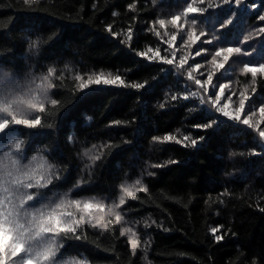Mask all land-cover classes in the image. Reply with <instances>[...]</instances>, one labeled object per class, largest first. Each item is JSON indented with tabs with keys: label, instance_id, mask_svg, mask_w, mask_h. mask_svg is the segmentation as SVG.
<instances>
[{
	"label": "trees",
	"instance_id": "obj_1",
	"mask_svg": "<svg viewBox=\"0 0 264 264\" xmlns=\"http://www.w3.org/2000/svg\"><path fill=\"white\" fill-rule=\"evenodd\" d=\"M160 1L0 0V71L23 82L30 73L39 78L55 69L45 86L53 85L47 95L59 105L46 103L43 113L18 108L25 112L18 118L39 116L52 127L16 126L14 136H0V153L20 139L25 143L18 167L52 175V183L39 190L42 198L29 202L31 208L72 213L64 217L69 225L84 216L75 234L81 239L71 233L56 238V264H264V146L247 127L186 95L166 64L136 54L157 48L150 29ZM262 5L264 0H244L231 10L224 5L232 32L240 34L241 24L264 28L258 18ZM129 27L131 43H120ZM30 40L38 46L29 49ZM101 72L120 75L126 84L148 85L79 90L76 75L86 80ZM254 85L264 96V77L257 76ZM213 121V127H197ZM169 134L180 142L152 139ZM96 156L101 158L93 162ZM11 159L0 155V173L12 168ZM85 203L93 207L86 209ZM97 203L104 204L102 212ZM107 203L119 207L128 227L116 222L114 211L103 216ZM89 217L92 223L103 217L107 230L91 227ZM213 228L219 231L213 234ZM136 234L141 239L133 254L130 237ZM216 235L223 239L216 241Z\"/></svg>",
	"mask_w": 264,
	"mask_h": 264
},
{
	"label": "snow or ice",
	"instance_id": "obj_2",
	"mask_svg": "<svg viewBox=\"0 0 264 264\" xmlns=\"http://www.w3.org/2000/svg\"><path fill=\"white\" fill-rule=\"evenodd\" d=\"M25 2H29V0H25ZM204 0H201L203 3ZM243 0H222V4H228L229 10L234 5H241ZM264 6V5H262ZM129 9L135 7L134 4L128 5ZM209 8L213 7L212 4L208 5ZM251 7L255 8L256 5L253 4ZM207 11L204 7H193L191 3L187 4V7L184 9V16L187 17L189 13L203 14ZM115 15V13H114ZM260 21H264V15H260ZM180 20V16L173 15L171 17V23L173 26L176 25V22ZM197 19L193 18L191 20L192 25L197 24ZM159 25H165V20L160 19L156 21ZM232 23V20L229 19L224 23L219 25L220 29L226 28L229 24ZM154 30V25L153 29ZM107 31L111 34V36L116 37L118 33L112 31V25L107 26ZM179 32V29H178ZM260 33H264V28L259 29ZM195 29L189 31L187 33V43L188 41L191 44H196L200 37L205 35L204 32H201L199 36L195 35ZM159 33H157L158 35ZM55 39V37H52ZM133 39V29L129 27L126 33V40L120 41V43L130 44ZM177 39V34L173 33L171 40L175 41ZM210 43V42H209ZM38 46V41L30 40L28 43L29 49L36 48ZM240 47H221L218 48L215 53L212 55L211 63L218 69L224 67V63L227 62L234 53H241ZM151 49L147 51H142L136 53L141 58H146L148 61H163L166 64L173 65V59H168V57L160 56L159 49L152 55H149ZM176 53L173 52L172 56L175 57ZM197 56L201 55L200 52L196 53ZM223 57L222 61L217 64V58ZM188 57L182 56L180 58V63L175 65L177 68H183L185 63L187 62ZM253 62L249 61L244 64L243 72L251 73L253 78V83H255L257 74L264 75V63H259L255 66ZM202 66L200 64L194 65L195 69H199ZM55 74L54 68L48 69V75L42 77H36L31 73L28 77L25 78L23 82L19 81L15 76L11 73L0 71V136L10 137L16 134V126H23L24 128L34 129L41 127H49L52 125H44L39 116L35 118H18V116H24L25 112L18 111V108H23L25 111H35L39 110L41 113L45 112V104L49 103L52 106H58L59 101L56 99H50L47 95L48 89L52 88L53 85L50 83L45 86V82L50 80ZM187 78L189 80H194V83L199 86L205 93L208 91L206 86H211L214 91L215 100H212L211 97H208V100L205 101L201 98V104L210 103V110L214 109L215 112L222 114L223 117L229 118L232 121H236L242 123L243 125L253 126L252 121L248 116H245L241 119V113L245 110L246 101L251 98L245 95L244 92H240L239 98V107L235 110V112L228 111V103H224L223 106H219V102L221 101L222 96L225 93L226 86L219 85V92H215V87L212 83L213 73H207L206 80L195 79L192 75V70L190 69L187 73ZM37 79L41 80L40 84H35ZM60 79V77H57ZM75 79L79 81V90L81 92L88 90L91 91L93 86H110V87H131L133 89H145L148 85V82L144 83H132L126 84L125 80L120 76L116 75L114 78H104L103 72L98 75H89L87 80H84L80 75H76ZM253 92L256 90L253 89ZM193 96L196 93H192ZM29 97V99H25V97ZM39 98V103L32 102L33 99ZM189 97L184 96L183 99H188ZM173 100L177 99L176 96L172 97ZM228 100H232V96L227 97ZM163 107V105H161ZM259 112L261 113L262 119H264V105L259 108ZM254 115V112L251 113ZM114 124H119V121L113 122ZM217 122L213 121L212 124H204L197 125V127H202L207 129L209 127H213ZM260 121H257L255 127L259 129ZM259 137L264 139V130L259 131ZM153 141H159L161 143L167 142H177L176 137L173 135H165L163 138L161 137H153ZM188 137H185L187 140ZM201 140L203 137L200 138ZM71 141V137L69 138ZM24 141L20 139H16L15 142L9 147L7 151L0 153L4 157L12 158L11 164L12 168L10 170L4 169L2 173H0V192L4 193V195H0V264H56V256L59 251L60 245L57 244V237H66L69 233L73 235L75 239H81V236L75 235L77 229L80 228L81 224L85 222L84 216H80L78 220H73L71 225H69L68 221L64 219L65 216L70 217L72 213H64L60 216L55 214L56 209L52 208L49 212L45 213L44 209L45 205H41L40 208H31L29 206V202H38L42 197L40 196L39 190L43 188H47L49 184L52 183L53 177L49 173L41 172L38 175L34 172H30L27 170H22L19 166L20 157L23 152ZM198 143L197 140H191V145L195 146ZM95 147V146H94ZM111 147V145H108ZM101 157L96 156L93 158V162L95 160H99ZM35 159V156L32 157ZM171 163H175V161H171ZM160 165H157L159 167ZM54 166L49 165V168ZM0 168H4L3 165H0ZM59 176H56V179H59ZM77 188L80 187V183L78 182L75 186ZM36 189V192H30L28 190ZM124 192L127 193L129 197L135 199L133 193L129 191L127 188L123 189ZM147 191V188L143 189ZM74 204L79 207V201H73ZM125 200L120 198L119 204L123 205ZM59 207V205H57ZM93 205L91 203H85L84 208L90 209ZM96 209L99 211L104 210V204L97 203L95 205ZM103 217H101V220ZM122 216L119 213L115 214L116 222L121 221ZM101 220H96L95 223H92V217H89L88 223L91 227H101L107 230V223L101 224ZM64 225L63 227L61 225ZM219 228L211 229L213 234L217 233ZM121 236H124V231H121ZM86 238V236L84 237ZM223 239V236L216 235L215 240L220 241ZM132 252L133 254L136 251L138 241L131 240Z\"/></svg>",
	"mask_w": 264,
	"mask_h": 264
},
{
	"label": "rangeland",
	"instance_id": "obj_3",
	"mask_svg": "<svg viewBox=\"0 0 264 264\" xmlns=\"http://www.w3.org/2000/svg\"><path fill=\"white\" fill-rule=\"evenodd\" d=\"M188 3H191L193 7H204L207 9V11L203 14V16L200 14L189 13L188 16L185 17L184 9L187 7ZM209 4H212L213 7L209 8ZM243 4H241V6ZM224 5L229 7L228 4H222V0H204L203 3H201V0H161L156 4V9L158 12V18L156 21L163 19L165 20V25L161 26L158 23L153 24L154 30L152 31L157 39L158 44L156 49L148 48L151 49L149 55L154 54L156 50L159 49L160 56L166 55L168 59H173V65L166 64L163 61L161 62L166 64L167 68L171 69L175 75L180 78L184 84V90L187 92L186 95L191 98H197L199 102L201 101V98L207 101L208 97H211L212 100H215L214 91L209 85L206 86L208 91L205 93L194 83V80H189L187 78V73L190 69L192 70L193 77L202 81L207 79L208 72H212V83L216 85L215 92H219V85L226 86L225 93L219 102V106L222 107L224 103H228V111L230 112H235V110L239 107L240 92H244L245 95L249 96L251 99L246 101L245 110L241 113V119H243L245 116H248L252 121L253 126L251 127L223 117L222 114L215 112L214 109L210 110V103L202 105L216 116H220L226 120L247 127L249 130L255 133L261 144L264 146V139L259 137V131L264 130V119H262L261 113L259 112V108L264 105V96L260 95L257 91H252L255 89L252 75L251 73L246 74L243 72L244 64L249 61L253 62V65L250 66L264 63V33L259 32V27H246L247 25L244 24H241L240 34L232 32V23L226 28L220 29L219 25L221 23H224L229 19H231L233 22V19L227 13L225 14ZM173 15L180 16V20L176 22L175 26H173V24L170 22ZM193 18H196L198 21L196 25L191 24V20ZM193 29H195V35L199 36L201 32H204L205 35L201 36L200 40H198L196 44H191L190 41L185 43V41H187V33ZM157 33L159 34L157 35ZM173 33L177 34V39L175 41L171 40ZM221 47H240L242 51L239 54L234 53L232 56H230L229 60L224 63V67L218 69L211 63V58L215 51ZM148 49H146V51ZM173 52L176 53L175 57L172 56ZM197 52H200L201 55L197 56ZM182 56H187L188 60L181 69L177 68L175 65L180 63V58ZM222 59V56L218 57L217 64H219ZM196 64H200L202 67L195 69L194 65ZM103 74L104 78L115 77V75L110 73ZM257 76L261 78L264 77V75L259 73ZM192 93H196V95L193 96ZM228 96H232V100H228ZM253 112L254 115L251 114ZM257 121H260L259 129L255 127ZM107 206H109L107 208L109 213L106 212L103 216H106V214L110 213L113 216V211L121 215L119 207L110 206L109 203H107ZM117 223L123 227H128V225H130V221L127 219L125 214L121 221ZM140 239L141 237H138L137 234L130 237V241H139Z\"/></svg>",
	"mask_w": 264,
	"mask_h": 264
}]
</instances>
